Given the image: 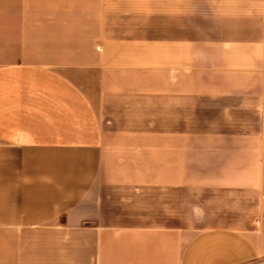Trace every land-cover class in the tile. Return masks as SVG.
<instances>
[{
	"label": "crops",
	"instance_id": "obj_1",
	"mask_svg": "<svg viewBox=\"0 0 264 264\" xmlns=\"http://www.w3.org/2000/svg\"><path fill=\"white\" fill-rule=\"evenodd\" d=\"M0 264H264V0H0Z\"/></svg>",
	"mask_w": 264,
	"mask_h": 264
}]
</instances>
